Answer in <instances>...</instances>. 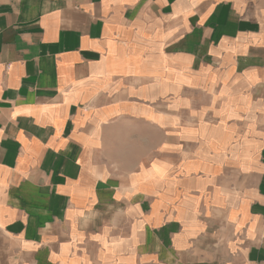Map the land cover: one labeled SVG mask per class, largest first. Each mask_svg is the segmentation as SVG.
<instances>
[{
  "label": "crops",
  "instance_id": "0c3cea01",
  "mask_svg": "<svg viewBox=\"0 0 264 264\" xmlns=\"http://www.w3.org/2000/svg\"><path fill=\"white\" fill-rule=\"evenodd\" d=\"M0 264H264V0H0Z\"/></svg>",
  "mask_w": 264,
  "mask_h": 264
}]
</instances>
